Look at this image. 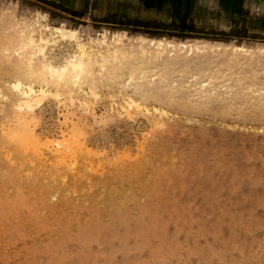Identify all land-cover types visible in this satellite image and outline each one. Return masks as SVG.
Here are the masks:
<instances>
[{
  "label": "rangeland",
  "instance_id": "obj_1",
  "mask_svg": "<svg viewBox=\"0 0 264 264\" xmlns=\"http://www.w3.org/2000/svg\"><path fill=\"white\" fill-rule=\"evenodd\" d=\"M51 1L0 0V264H264V0ZM181 13L219 38L119 29Z\"/></svg>",
  "mask_w": 264,
  "mask_h": 264
},
{
  "label": "bare ground",
  "instance_id": "obj_2",
  "mask_svg": "<svg viewBox=\"0 0 264 264\" xmlns=\"http://www.w3.org/2000/svg\"><path fill=\"white\" fill-rule=\"evenodd\" d=\"M22 23L25 24V22H22V21H16L15 22V24H17L16 25L17 27H19L18 25H20ZM27 25H28V27H30L29 30L32 29V31H34V32L37 31L38 32V38H37V40L32 39L31 41L29 39L26 40V41L24 40L25 41L24 44H26V47L24 49H26V50L35 47L38 52L39 51L42 52L44 50V48L46 47V45L49 44V43H51V42H53L54 39H57V37H59V38H65L66 36H69V35L70 36H73V38L75 39V42L77 44V47H79V53H78L79 55H76V56L71 57L69 60H67L66 62H63L61 65L56 66L55 64L51 63L50 61H47V59L46 60L43 59L42 62H41L42 67H40V68L46 69L50 73V75H57V76H61L65 72L68 73L71 70H74V72H75V71H78V70H80L82 68V61H81V58L80 57L82 55H84V52H83L84 51V45L77 38V36H76V31L77 30L76 29H74V28H68V27H65L64 25H60L59 27L50 26L48 24L36 26L35 24L27 23ZM114 36H117V35L114 34ZM143 36L142 35H139V38H141L142 40H146V41L148 40L151 43L152 42H155V38H149V37L146 38V37H143ZM158 41L159 42H164L162 39H158ZM165 41H166L165 42L166 44L171 45V42L169 40H165ZM180 44H182L183 46L185 45V43L182 42V41L180 42ZM188 45L189 44H187V46ZM22 48H23V46H22ZM181 48H182V46H181ZM236 48H241V47L236 46ZM190 49H192V48H188V51ZM44 56L45 55H42V57H44ZM66 69H68V70H66ZM77 73H79V72H76V74ZM77 77L78 76L75 75V77H74L75 80L77 79ZM21 82L22 81H20V82L19 81H16L15 82V87H17L18 90L20 91L19 92L20 100L23 102L22 103V107L25 106L26 108L27 107L31 108V102L29 103L31 97L36 96V95H39L40 94V91L39 90L38 91L35 90L36 88H34L29 82H28L29 84H26V83L23 84V82L22 83Z\"/></svg>",
  "mask_w": 264,
  "mask_h": 264
},
{
  "label": "trees",
  "instance_id": "obj_3",
  "mask_svg": "<svg viewBox=\"0 0 264 264\" xmlns=\"http://www.w3.org/2000/svg\"><path fill=\"white\" fill-rule=\"evenodd\" d=\"M44 2L48 4H55L51 0H44ZM61 9L65 12H67L70 16H80L81 13H79L78 10L76 9H71L67 7H61ZM48 11V10H45ZM245 10L242 11V15L245 14ZM104 22H114V20H109V19H99ZM119 29L123 30H128L130 25H132L134 28L141 27L143 28V31L145 34H147L148 37H154V38H159L163 36H176L179 37L180 39H186V37H197L201 39L205 38H212V39H217L218 37H208L207 35L204 34H199L200 29L195 25L193 20L190 18L189 15L185 13H181L177 19L175 20H170V21H162V20H156V19H139L137 17H123L119 18ZM244 23L245 21L243 20V23L241 24L243 27L241 28L242 32L240 34H235L232 30L229 31H223L219 29V31H215V29H210L207 30L206 33H214L218 32L219 34H235L237 37H244V36H257V33L254 32H247L245 31L246 29L244 28ZM213 36V35H210ZM208 40V39H207Z\"/></svg>",
  "mask_w": 264,
  "mask_h": 264
}]
</instances>
